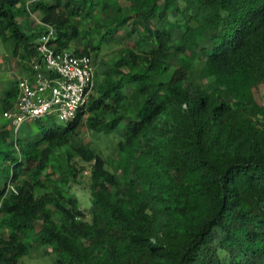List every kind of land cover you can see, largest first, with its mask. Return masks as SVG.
<instances>
[{"label":"trees","instance_id":"trees-1","mask_svg":"<svg viewBox=\"0 0 264 264\" xmlns=\"http://www.w3.org/2000/svg\"><path fill=\"white\" fill-rule=\"evenodd\" d=\"M130 1L134 17L115 18V26L168 14L175 21L151 28L134 19L133 31L144 28L151 47L123 50L72 123L45 128L40 120V134L19 144L10 130L0 133V264H17L33 234L56 264H264V0ZM28 2L0 0V37L31 74L28 61L48 27L50 46L70 50L82 35L76 18L92 8L88 0ZM102 3L121 11L117 0ZM29 13L40 17L36 35L19 22ZM100 43L74 53L98 56ZM175 55L184 57L170 73ZM198 59L201 85L190 77ZM17 84L0 97L2 113L14 107ZM85 116L91 131L119 136L125 180L123 188L102 154L87 152L91 222L76 198L66 207L38 195L36 180L9 191L26 166L35 176L52 167Z\"/></svg>","mask_w":264,"mask_h":264},{"label":"rangeland","instance_id":"rangeland-1","mask_svg":"<svg viewBox=\"0 0 264 264\" xmlns=\"http://www.w3.org/2000/svg\"><path fill=\"white\" fill-rule=\"evenodd\" d=\"M33 1L29 0V8L33 5ZM64 1V0H63ZM68 1V0H66ZM103 0H88V9L91 12L88 15L80 16L76 18V23L79 29L82 31L81 38L73 43L70 50H82L85 48L91 39L96 44H102V50L97 56L94 51H91L92 58L95 62L96 68V80L103 81L108 74L110 67H113L115 62L119 59L121 52L125 49H141L148 50L151 47L152 42L146 41L141 36L144 33V28H141L140 33H136L133 27V20H138L141 26L148 25L151 28H157L160 26H170L174 23L175 18L173 15L168 14L163 21H145L141 18H134L129 21V24L125 26H115L112 20L117 18V23L123 21L125 17L135 15L132 9V2L130 0H117L121 5V11L109 12L102 9ZM95 4V5H94ZM97 4V5H96ZM114 6V3H112ZM102 5V6H101ZM159 5L161 10L164 9V1H160ZM40 17L35 13H29V16L20 17L19 22L22 27L28 32V34L36 35L41 28ZM114 31L112 33V30ZM92 31V32H90ZM107 32H111L108 34ZM176 34V42L180 37V30L174 31ZM145 35V36H146ZM106 36V37H105ZM206 43V41H205ZM13 44L11 42H4L0 37V94L2 90L8 85L4 78H12L13 82L16 80L29 76L30 72L27 68H20L18 65L19 59L13 55ZM181 55H175L169 62V72L172 73L177 67H179ZM204 61L202 59L195 60L190 77L193 83L201 85L200 71ZM27 66V65H26ZM127 71V69H125ZM11 83L10 85H12ZM131 92V89H128ZM261 96L264 101V86L261 88ZM5 112L0 111V133L4 130H10L11 138L9 141L19 143H25L31 138L37 137L39 133L38 122L28 123L23 126L21 130L15 132L10 120L5 117ZM47 123L42 124L45 128L66 126V123L56 118H47ZM87 116L84 117L83 122L75 135H72L67 147L58 149L54 155L55 161H52L50 165L52 167L45 169L42 173L35 176V169L26 166V172H23L15 183L10 184L11 187L15 185H21L24 181L31 180L32 183L38 182L37 192L40 194L53 195L62 206H69V200L76 198L79 202V210L85 214V219L91 222V216L89 210L92 204L91 190H90V172L93 161H90L85 157L87 152L93 154H102L106 168L117 178V181L121 187H125V180L120 170V164L122 162L123 154L119 151L118 142L120 140L116 133L109 135L97 134L91 131L86 125ZM5 121L6 124H5ZM6 165L3 162L4 166ZM66 179V183H61V179ZM41 183V185L39 184ZM63 190V195L58 196V190ZM57 214L59 210L55 211ZM2 233V232H1ZM4 236V233H2ZM28 252L24 255L17 264H56V255L52 252V248L49 246L40 245L36 242L34 234L26 243Z\"/></svg>","mask_w":264,"mask_h":264},{"label":"built area","instance_id":"built-area-1","mask_svg":"<svg viewBox=\"0 0 264 264\" xmlns=\"http://www.w3.org/2000/svg\"><path fill=\"white\" fill-rule=\"evenodd\" d=\"M38 46V56L28 61L32 73L17 83L18 97L5 115L18 132L24 125L47 118L72 123L95 88L96 68L92 56L50 46L53 29Z\"/></svg>","mask_w":264,"mask_h":264},{"label":"crops","instance_id":"crops-1","mask_svg":"<svg viewBox=\"0 0 264 264\" xmlns=\"http://www.w3.org/2000/svg\"><path fill=\"white\" fill-rule=\"evenodd\" d=\"M18 65L20 66V68H23L19 63H18ZM4 80L5 81H7L8 83V85L5 87V89H3L2 90V94H0V97H2V95L4 94V92L6 91V90H8L9 88H11L14 84H15V82H18L17 80L15 81V82H13V80H12V78H4ZM11 83H13L12 85H10ZM8 112V111H7ZM7 112H5V114L7 113ZM6 117V116H5ZM7 118V117H6ZM6 122L7 121H5V124H6ZM31 123H34V122H31Z\"/></svg>","mask_w":264,"mask_h":264},{"label":"clouds","instance_id":"clouds-1","mask_svg":"<svg viewBox=\"0 0 264 264\" xmlns=\"http://www.w3.org/2000/svg\"><path fill=\"white\" fill-rule=\"evenodd\" d=\"M67 125V124H66Z\"/></svg>","mask_w":264,"mask_h":264}]
</instances>
